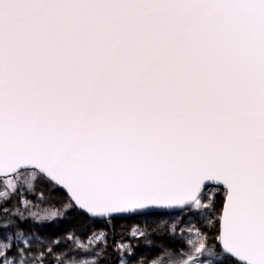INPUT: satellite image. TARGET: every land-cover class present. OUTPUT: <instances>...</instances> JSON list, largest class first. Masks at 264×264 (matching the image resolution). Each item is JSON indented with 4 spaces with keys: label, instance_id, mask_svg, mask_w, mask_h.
<instances>
[{
    "label": "snow or ice",
    "instance_id": "obj_1",
    "mask_svg": "<svg viewBox=\"0 0 264 264\" xmlns=\"http://www.w3.org/2000/svg\"><path fill=\"white\" fill-rule=\"evenodd\" d=\"M0 264H264V0H0Z\"/></svg>",
    "mask_w": 264,
    "mask_h": 264
},
{
    "label": "trees",
    "instance_id": "obj_2",
    "mask_svg": "<svg viewBox=\"0 0 264 264\" xmlns=\"http://www.w3.org/2000/svg\"><path fill=\"white\" fill-rule=\"evenodd\" d=\"M53 220H55V217H53ZM132 223L131 220L129 219H124V220H117L115 222L116 225V237L119 238V233L121 231V226L123 225L124 227H127ZM192 223H197L195 220L192 221ZM78 224V220H71L63 223V226L65 229H71L74 226ZM56 224L54 223L51 227L55 226ZM62 225V224H61ZM96 227H100L97 225ZM77 235H80L79 233H76ZM133 243L137 246V255L139 258H143L145 260H151L156 258L157 252L154 249L152 245L147 244L144 240H139V241H133Z\"/></svg>",
    "mask_w": 264,
    "mask_h": 264
},
{
    "label": "rangeland",
    "instance_id": "obj_3",
    "mask_svg": "<svg viewBox=\"0 0 264 264\" xmlns=\"http://www.w3.org/2000/svg\"><path fill=\"white\" fill-rule=\"evenodd\" d=\"M41 207H50V206L49 205H41ZM65 230L66 229L63 226V223H62V225L56 224L55 226L50 227L47 230L46 235L51 236L53 238H61L62 234L64 233ZM178 235H179V233H178ZM194 236H195V233H193V237ZM76 237H77V240L82 242L85 246H90V245H88V239L87 238L80 236V235H77V234H76ZM184 238H187V233H184ZM61 250L64 252H70L71 254L74 255L75 252L78 250L76 247V241H70V240H67L66 238H62L61 239ZM77 258L78 259H91V257L86 256L83 253Z\"/></svg>",
    "mask_w": 264,
    "mask_h": 264
},
{
    "label": "water",
    "instance_id": "obj_4",
    "mask_svg": "<svg viewBox=\"0 0 264 264\" xmlns=\"http://www.w3.org/2000/svg\"><path fill=\"white\" fill-rule=\"evenodd\" d=\"M124 219H127V218H122V219H119V220H124Z\"/></svg>",
    "mask_w": 264,
    "mask_h": 264
}]
</instances>
